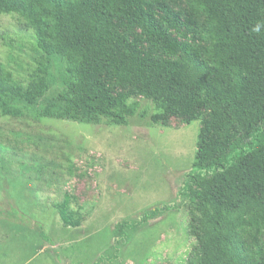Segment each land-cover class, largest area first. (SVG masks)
<instances>
[{
    "label": "trees",
    "instance_id": "obj_1",
    "mask_svg": "<svg viewBox=\"0 0 264 264\" xmlns=\"http://www.w3.org/2000/svg\"><path fill=\"white\" fill-rule=\"evenodd\" d=\"M185 2L205 18L202 55L171 35L178 20L170 10L164 25L141 0H0V14H15L41 52L65 62L67 88L46 116L125 125L137 111L133 95L153 104V123L199 120L178 192L196 241L186 264H264V0ZM130 26L146 50L120 31ZM44 73L23 86L0 63V103L35 104L48 88ZM106 82L129 92L113 94ZM176 208L155 206L116 223L117 241ZM57 212L64 226L79 225L67 200Z\"/></svg>",
    "mask_w": 264,
    "mask_h": 264
},
{
    "label": "rangeland",
    "instance_id": "obj_2",
    "mask_svg": "<svg viewBox=\"0 0 264 264\" xmlns=\"http://www.w3.org/2000/svg\"><path fill=\"white\" fill-rule=\"evenodd\" d=\"M141 2L162 22L170 10L178 20L171 35L198 55L205 52V18L185 0ZM120 31L146 50L137 27ZM0 63L23 86L45 68L48 85L33 105L0 103V264H186L196 241L178 192L201 122L170 117L153 123V104L133 95L137 111L125 125L46 116L67 88L65 62L41 52L15 14H0ZM106 83L113 94L129 92ZM64 200L80 217L76 227L58 216ZM161 205L177 208L117 241L116 223Z\"/></svg>",
    "mask_w": 264,
    "mask_h": 264
}]
</instances>
